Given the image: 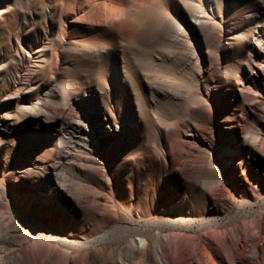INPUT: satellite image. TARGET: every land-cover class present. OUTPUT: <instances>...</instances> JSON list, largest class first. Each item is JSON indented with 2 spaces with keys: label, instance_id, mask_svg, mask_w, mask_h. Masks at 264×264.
<instances>
[{
  "label": "rangeland",
  "instance_id": "1",
  "mask_svg": "<svg viewBox=\"0 0 264 264\" xmlns=\"http://www.w3.org/2000/svg\"><path fill=\"white\" fill-rule=\"evenodd\" d=\"M104 10L125 13L124 23L91 26ZM263 38L264 0H0L6 262L39 240L61 250L44 264H63L67 254L119 264L130 259L131 240L173 235L189 264H228L203 235L230 229L242 241L230 264H263L244 245L243 225L256 219L264 237ZM87 108L98 121L111 118L110 128L90 127ZM77 123L87 124L83 133ZM174 146L182 161L201 150L213 162L183 181L158 157L173 160ZM64 189L67 198L58 195ZM195 238L208 246L198 256Z\"/></svg>",
  "mask_w": 264,
  "mask_h": 264
},
{
  "label": "bare ground",
  "instance_id": "2",
  "mask_svg": "<svg viewBox=\"0 0 264 264\" xmlns=\"http://www.w3.org/2000/svg\"><path fill=\"white\" fill-rule=\"evenodd\" d=\"M245 1L249 5L252 6L258 0H245ZM125 19H126V16H125V13L123 12H117L114 15L110 11L104 10V11H100V13L98 12L97 16L92 15L90 24L91 26H94L95 24H97V26H100V25L107 24L109 22L111 28H118L122 25V23H124ZM197 22L198 20L195 19V23ZM144 30L145 29L142 27L141 31H138L136 33L134 32L132 35L133 40L138 41L140 32ZM238 40L239 39L235 38L234 42L237 43ZM263 42H264V38H263ZM88 43L89 45L91 44L93 45L96 42L91 41ZM81 44L83 46H86L84 43H81ZM70 45L73 46L72 43H70ZM78 59L83 61V55H79ZM86 103H87V100H86ZM47 110H48V114H52V111L50 109H47ZM85 112H86L85 114L90 119L89 120L90 127H92L93 125L96 126V125L104 124V125H107L105 126V128L107 129L110 128L109 124H110L111 118L107 117V119H105L104 121H98L96 119L97 117L94 116V113L91 109L87 108ZM133 123L136 124L137 128H139L137 120L133 121ZM196 126L201 127L200 124H196ZM84 128H87V124L77 123V125H75L74 132L78 133V130H79V132L83 133ZM100 134L98 132H94L93 134L87 132V137L94 142L96 140H101L102 135ZM105 135H107V133ZM180 146L187 148L189 146V143L187 141L182 142ZM55 148L57 150H61L62 146L60 144H56ZM171 152L174 156L173 160H169L167 156L160 155V153L158 154V157H161V158L163 157L162 158L163 163L165 165H168L171 169L172 167H178L183 181L186 179V177L193 176L194 173L201 166L204 160L205 162H209V163L213 162V159L203 156L204 151H201V150L194 151L192 156H190L193 159L191 161H182L179 155L181 153V149L178 146H174ZM230 152H232V147H230ZM244 154L246 153L244 152ZM118 155L121 156L120 154ZM122 155L125 156V154H122ZM263 162H264V159H263ZM202 168H203V165L201 166L200 170ZM30 183L33 184L34 186H38L41 188L46 187V184L44 183V181L38 180L36 178H31ZM132 192H133L132 190L131 192H127L126 197H132L133 196ZM58 195L61 198H67V192L65 189L60 190L58 192ZM215 196L217 197L216 190L214 189V187H210L209 198L213 200ZM43 198H44V202L50 205L61 206V203L58 201V199L56 200L55 198L49 197V196H45ZM84 198L85 197L81 196L78 201L79 202L83 201ZM243 225L247 226L246 228L248 229L247 231L248 239L244 242V245L246 244L248 245L249 248L253 249L252 259L253 261H255V263H257L261 259L262 263L264 264V253L263 252L260 253L258 250L260 246L261 248H264V237L261 236L262 233L257 228L256 219L252 221L243 222ZM0 232L2 233L0 236V239H2L1 237L4 236L3 232L5 233V237L8 236L7 230L5 228H3V230H0ZM172 237L173 235H166L163 237L160 236L157 238V240H154V243L151 242V239H140L138 242H136V240H131L130 246L128 248V252H130V259L128 260V262H120L119 264H138L136 263L138 258L140 260V264H189V260L192 255L189 258H185L181 252H178V247L181 248L180 246H182V244L176 242V240H172ZM203 237H205L206 239H208V241L212 243H216V245L220 247V249L222 250L223 259L226 260L228 264L233 263V261L237 259L235 250L240 248L242 241L240 240V236L236 231L229 229L228 231H222L219 233L216 230H213L211 232H206L203 235ZM3 243L4 242H0V246H1L0 249H1L2 257L4 256L5 260L3 259L4 260L3 263H2L3 260H1L0 263L8 264L6 262L7 261L5 257L6 250L4 249ZM39 243H40L39 240H34L31 243V246L28 247L29 251L18 252L17 254L12 253L11 262H13L14 264H44L48 261V259L52 257L53 254L61 253V250L52 246L49 241L45 242L46 244L45 248L43 246H40ZM190 247L193 248L192 250L195 252V255L198 256V251L208 246L207 244H205L204 240H202L201 238H195L191 242ZM170 248L175 250L173 259L168 257V252ZM79 251L81 252L83 250L79 249ZM74 259H75V256H70V254H67V256H65L63 264H96V262L93 263V259H89L85 256H82V262H77ZM197 261L199 262V264H215L209 261V259L206 257L197 258ZM99 264H109V263L99 262Z\"/></svg>",
  "mask_w": 264,
  "mask_h": 264
}]
</instances>
